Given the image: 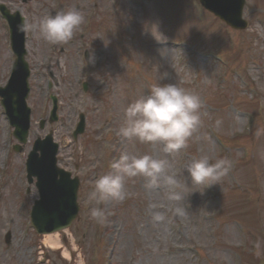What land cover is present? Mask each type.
Listing matches in <instances>:
<instances>
[{
  "label": "rangeland",
  "instance_id": "1",
  "mask_svg": "<svg viewBox=\"0 0 264 264\" xmlns=\"http://www.w3.org/2000/svg\"><path fill=\"white\" fill-rule=\"evenodd\" d=\"M43 1L47 6L39 10V0L24 2L22 13L27 16V23L50 14L51 0ZM115 3L121 8L119 22L102 25L100 33L89 39L104 56L101 59L95 55L105 65L94 74H90L92 66L90 71L84 68L82 49L76 53L70 41L55 45L52 50V45L38 32L28 31L26 48L33 68L29 103L33 118H38L46 103L44 87L49 81L60 106L59 121L52 128L56 139L65 142L61 153L68 164L78 166L75 171L93 176L101 173L96 162L102 160L103 154L105 173L111 171L112 144L117 141L124 110L131 101L147 95L153 84L174 83L199 95L201 125L186 149L166 156L162 145L123 138L114 147L115 157L119 152H127L167 158L171 170L177 173L181 183L178 191L184 199L172 201L164 187L147 188L146 179L136 177L126 182L127 197L123 202L109 200L101 205L109 215L106 223L97 227L91 217L95 205L88 200L94 182L83 180L81 214L64 235L52 236L62 246L58 243L56 249H49L46 264H253L249 257L239 255L234 245H238L237 232L231 225L236 219L233 226L237 230L243 227L245 232L257 233L258 224L264 221V0H246L250 21L246 31H231L217 24L193 0H115L111 5ZM170 5L181 12L174 28L165 17L170 16ZM84 6L83 0H71L65 11L75 8L83 13ZM187 10L195 12L197 21L188 19ZM153 22L167 37L163 45L143 30L145 23ZM144 36L157 47L145 50L142 41L137 46ZM2 43L0 31V80L5 78L7 66ZM49 57L52 59L47 62ZM164 73L168 79L160 81ZM87 74L88 93L81 94L78 82ZM106 74L112 88L111 94L108 89V96L96 89L97 81ZM80 111L86 114L84 135L75 144L67 143ZM6 139L0 114V264H40L37 246L44 238L25 233L23 228L28 205L27 196H23V158L6 157ZM122 140L123 149L119 147ZM75 148L80 155L69 160V152L72 154ZM201 155L210 156L213 162L230 161V170L219 185L203 189L191 183L185 167ZM258 188L262 193L257 192ZM32 195L29 194L30 200ZM178 207L183 214L176 213ZM219 208V214L213 217ZM155 213L162 214L164 219L155 221ZM178 226L180 232L176 230ZM8 230L11 242L6 246L3 236ZM207 234L214 240L208 241ZM182 245L191 246L188 253L192 260L178 250ZM66 251L72 259L67 258Z\"/></svg>",
  "mask_w": 264,
  "mask_h": 264
},
{
  "label": "clouds",
  "instance_id": "2",
  "mask_svg": "<svg viewBox=\"0 0 264 264\" xmlns=\"http://www.w3.org/2000/svg\"><path fill=\"white\" fill-rule=\"evenodd\" d=\"M84 22L83 14L71 8L54 16H45L36 22L26 23L22 30L38 32L51 45H62L72 40ZM143 30L158 44L166 43L167 37L159 31L156 23H145ZM89 59L93 57L90 56ZM167 79V73L159 77L160 81ZM201 108L202 100L199 95L174 83L158 82L151 86L147 95H142L127 105L117 135L128 141L135 139L140 143L162 145L166 156H174L188 147L190 139L199 129ZM230 167L231 163L226 159L213 162L210 156L201 155L186 165L185 171L193 185L206 189L219 185V181L227 175ZM111 169L112 171L95 179L88 196V200L96 205L91 209V217L101 225L106 223L109 213L99 205L109 200L123 202L127 197L126 182L136 177L145 178L147 188L164 187L172 201L184 199L183 193L178 191L181 183L177 173L171 170L167 158L122 152L119 158L111 163ZM175 211L177 214H183V209L179 207ZM153 219L159 222L164 216L155 213Z\"/></svg>",
  "mask_w": 264,
  "mask_h": 264
},
{
  "label": "water",
  "instance_id": "3",
  "mask_svg": "<svg viewBox=\"0 0 264 264\" xmlns=\"http://www.w3.org/2000/svg\"><path fill=\"white\" fill-rule=\"evenodd\" d=\"M214 5L216 8H218L219 6L222 7L221 6L222 2L220 0H217V1H215ZM226 5H230V3H226ZM222 9L224 10L223 7H222ZM43 159L46 161V163L48 164L49 167L43 168L41 173H38L39 171L34 170L37 173L36 175L38 176V180H43L46 177L47 172H48L47 177L52 176V174H51V172H52L55 175H59L63 181H68L67 178L61 172H57V171L52 169L53 168L52 164L54 161L52 158V152H51V154H49V156L43 157ZM30 168H32V166H30ZM53 182L57 183L54 180H53ZM50 192L54 195L51 203L49 205H47L46 207L42 203H38L35 206V208L37 210L34 211L33 217L35 219L36 216H38V215L40 216V214H42V216H45L47 218L52 219L51 224L59 225L60 222H63V220H64V222L68 221L73 216V214L75 212L74 186L72 184L71 185L67 184L65 187L61 188V190L58 187H55V188L51 189ZM63 201H64V203L60 204ZM57 202H60V203L56 204ZM36 225L40 226L41 221H39V223Z\"/></svg>",
  "mask_w": 264,
  "mask_h": 264
},
{
  "label": "bare ground",
  "instance_id": "4",
  "mask_svg": "<svg viewBox=\"0 0 264 264\" xmlns=\"http://www.w3.org/2000/svg\"><path fill=\"white\" fill-rule=\"evenodd\" d=\"M44 242L51 245V246H55V239L51 235L46 236L44 238Z\"/></svg>",
  "mask_w": 264,
  "mask_h": 264
}]
</instances>
